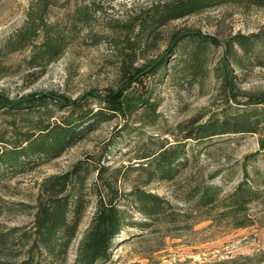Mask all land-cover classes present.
Segmentation results:
<instances>
[{
    "label": "rangeland",
    "instance_id": "rangeland-1",
    "mask_svg": "<svg viewBox=\"0 0 264 264\" xmlns=\"http://www.w3.org/2000/svg\"><path fill=\"white\" fill-rule=\"evenodd\" d=\"M31 1L0 0V93L11 99L42 92L77 100L92 92L104 96L119 89L128 51L120 29L133 13L172 0H53L47 21L64 38L65 50L42 76L38 75L40 68L28 66L31 46L15 50L17 46L10 43L26 22ZM84 6H89L91 20L84 25L75 22L79 25L75 30V10ZM94 7L100 10L94 11ZM263 28L264 7L223 4L170 23L160 29L156 41H143L134 66L167 55V72L161 79L143 74L140 82L125 90L124 105L150 100L158 105L159 120L155 125L143 121L144 107L140 106L126 116L101 123L61 157L33 170L9 172L0 182V260L26 259L31 244L23 233L31 231L34 223L41 184L82 161L92 170L88 190L96 188L106 200L116 195L115 204L124 212L128 229L114 241L110 260L99 264H264V121L255 133L217 136L203 145L185 139L192 124L225 116L256 120L251 110H264V105H251L253 97L264 95V47L258 45L243 66L230 64L236 99L216 71L222 67L232 37L257 34ZM188 30L201 31L219 43L208 53L209 76L196 83L184 78L186 52L170 45L174 34ZM90 102L95 108L102 105L93 98ZM64 115L67 112H57L52 121ZM14 123L13 117L0 115V150L7 146L3 139L13 137ZM15 124L23 132L34 127L21 119ZM125 133L129 136L124 137ZM112 143L116 148L109 146ZM177 143H184L188 158L175 179L150 181V167L138 155ZM102 172L104 180L98 176ZM95 181L97 185L92 186ZM244 181L259 194L243 214L222 207L230 201L198 205L195 195L203 187H221L225 200ZM137 189L158 195L172 208L167 205L165 216L145 218L130 197ZM88 199L90 204L64 264L75 263L78 247L96 214L97 194L90 192ZM171 215H176L175 221ZM142 221L148 222L147 227L133 228ZM15 228L21 230L14 232ZM44 264L59 263L49 260Z\"/></svg>",
    "mask_w": 264,
    "mask_h": 264
},
{
    "label": "trees",
    "instance_id": "trees-1",
    "mask_svg": "<svg viewBox=\"0 0 264 264\" xmlns=\"http://www.w3.org/2000/svg\"><path fill=\"white\" fill-rule=\"evenodd\" d=\"M53 4V0H32L24 26L16 32L13 41L10 42L17 46L15 50L31 46L28 66L40 68L39 76H42L47 66L57 60L65 50L64 38H60L55 26L47 21ZM223 4L264 7V0H172L154 4L129 16L120 29L124 34L125 49L128 50L126 61L122 65V86L107 95L92 92L88 94L89 96L71 100L54 93L35 92L11 99L0 93V115L13 117L15 123L18 119L32 122L34 126L23 132L14 123L13 137L9 140L3 139L7 146L0 150V182L9 172L33 170L45 161L61 157L84 139L88 132L96 130L101 123L109 121L113 116H126L140 106L144 107L142 120L155 125L160 118L157 112L158 105L145 99H138L136 105L132 102L124 105L123 94L128 86L140 82L143 74L163 78L167 72L168 56H160L154 62L135 67L137 49L143 41H147L146 43L156 41L160 29L170 23ZM95 10L100 8L94 7ZM89 11V6L77 7L74 23L78 21L83 25L88 24L92 16ZM77 24H74L75 30L79 26ZM218 44L215 37L197 30L180 31L172 36L170 42L172 49H181L188 56L184 63L185 80L196 83L209 76L208 53ZM258 45L264 47V28L257 34H237L226 44L222 67H217L216 71L218 74L221 73L224 84L234 99L236 97L231 83L230 64L243 66L245 58L252 56ZM92 98L100 101L102 105L98 108L93 107L90 102ZM251 100L253 106L264 105V95L255 96ZM258 110V108L251 110V114L254 115L252 117L256 116V120L243 115L233 118L225 116L223 119L201 125L192 124L185 139L203 145L217 136L255 133L259 123L264 121V110ZM57 112H67V115L52 121ZM125 134L124 137L129 136L128 133ZM109 146L116 148L115 143ZM138 156L137 159L144 160L143 162L150 167V181H172L186 162L184 160L188 158V151L184 143L164 144L157 152L142 153ZM103 172L98 175L101 180H104ZM91 173L90 167L80 161L69 171L46 178L40 186L31 231L23 233L31 244L26 259L20 262L0 260V264H44L49 260L64 264L90 204L88 199L90 192L98 196L97 211L78 247L74 264H99L109 261L114 241L128 231L127 223L124 212L115 204L116 195L106 200L100 191H95L96 188L88 190ZM96 185L97 181L92 186ZM258 194V191L244 181L225 200L221 197V187L217 185H207L195 196H198V205L205 207L230 201L231 203L222 207L235 215H240L247 211V206L251 202L258 199ZM130 197L137 210L147 219L165 216L167 205L172 208L163 198L143 189L133 191ZM171 216L172 221H175L176 215ZM147 225V221H142L132 226L142 230ZM240 226H245V223ZM20 230L15 228L14 232Z\"/></svg>",
    "mask_w": 264,
    "mask_h": 264
}]
</instances>
